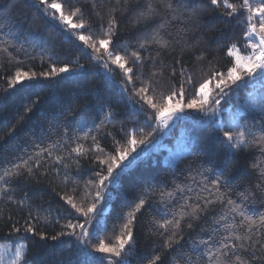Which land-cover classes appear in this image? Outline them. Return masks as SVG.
<instances>
[{
    "label": "trees",
    "instance_id": "trees-1",
    "mask_svg": "<svg viewBox=\"0 0 264 264\" xmlns=\"http://www.w3.org/2000/svg\"><path fill=\"white\" fill-rule=\"evenodd\" d=\"M58 2L62 5L65 14L79 8L83 12V19L98 32L96 27L100 21L97 15L99 12L104 15L105 26L107 10L113 7L123 9L125 6L121 0H48ZM169 0H153L159 9L160 15L171 17L172 12L164 5ZM229 3L240 6L242 0H228ZM147 3V0H128V12L123 16L120 11L116 12L120 21L117 29L118 45H127V51H135L138 48L139 38L145 36L143 25H134L133 17L137 9ZM174 13L177 16L171 24H166L167 32L175 35L182 28H187L184 39L192 46V52L183 49V63L177 66L173 63L179 59L182 53V46L176 45L175 50L164 51L160 54L155 65L149 59H145L142 66H134L136 76L142 67L143 77L148 80L152 77L156 92L168 95L170 90H178L180 81L184 80L186 100L192 98L193 92L199 87V83L206 79L211 72L226 73L231 66L232 58L227 54V46L236 42L243 52V45L247 43L243 37V30L246 28L245 16L236 15L235 18L227 17L226 9L211 6L209 0H171ZM255 7V3H253ZM43 5L39 0H0V164L13 160L16 157H23L25 153L31 154L38 147L47 146L51 139H56L58 130L63 129L65 122L76 127V121L81 119H95L100 123V106L111 101L115 111V119L106 124L101 130L102 133L112 135H98L99 143L105 152H111L114 148V140L124 144V137L120 129L125 131L134 128H143L144 132H137V138L141 135L152 133L153 139L157 132L152 127L144 124L145 115H150L145 107L143 113L132 107L133 101L129 100L133 89L131 86L127 93L121 89L120 82L123 80L122 72L111 65L112 75L104 71L102 67L94 66V62L85 55L77 43L70 39L65 31L52 22L43 11ZM201 12L199 17L193 15L192 10ZM79 19H73L78 23ZM159 23V20H157ZM83 34L88 35L86 29ZM181 35H184L181 32ZM223 37V38H221ZM82 43V42H81ZM200 49L205 59L196 60L200 55ZM89 51V50H88ZM117 52L125 54L121 47ZM246 53V52H243ZM143 57H156V49L149 52H141ZM83 65L82 68L77 67ZM161 62L170 67L162 68ZM65 64L74 71L67 74H60L56 77L44 78L40 74L50 71V66L57 68ZM186 67L188 74L192 77V87L189 88L187 77H182L180 67ZM176 68L175 77H171L172 68ZM17 71L26 72L29 75L36 74L34 80H21L17 85L10 87L11 80L15 79ZM163 72V75L160 73ZM153 73L156 75L153 76ZM135 78V77H134ZM140 82H136L139 88ZM213 86L210 84V87ZM245 93V90L241 93ZM148 95H153L150 91ZM138 101L139 98L137 97ZM142 103V101H140ZM225 103V102H224ZM83 109V110H82ZM192 110V109H189ZM193 112H197L193 110ZM245 116L250 125H259L260 116L258 112H246ZM155 126V120L151 121ZM190 125V124H189ZM178 131L174 127L171 136L164 138V143H170ZM193 140L192 153L181 157L175 166L163 164L161 161L162 151H151L144 157H140L136 163L121 176L119 184L112 191L110 200L101 202V209L108 203L109 210L105 214L103 228L96 227L91 231L90 247L99 243L100 239L106 243H113L114 237L120 232V226L125 222V214L137 203V197L146 185H160L167 182L171 187V181L183 180L188 174L189 168L195 172L196 169L213 170L212 176L223 173L221 179H227V188L222 191H230L234 199L241 192H252L253 199L249 201L252 208L257 211H264V195L258 190L264 177L260 175V168H253L257 161L264 162L258 150L239 151L235 154L225 152L220 148L216 140L213 127L206 123L191 125L188 131ZM9 133H12L9 135ZM95 134V133H94ZM90 142H86L89 144ZM144 145L140 146V149ZM140 149H137L139 152ZM99 153H90L87 157L80 159V174H73L72 179L79 185L76 195V202L80 203V193L83 192L85 182L92 179L99 170L98 162H94V156ZM106 171V169H105ZM63 172L59 176L52 174L45 177H37L34 180H21L19 184H13L16 200L24 198L27 193L26 203L31 204L32 223L37 233H44L46 238L41 239L39 235L28 234L30 237L25 242L29 246L32 264H107V261H91L85 256L80 248L76 236H62L52 240L60 232H67L65 225L72 223H83L79 220V214L74 210L69 212L70 206L62 197L71 195L73 185L69 183L67 188L62 183ZM94 191V190H93ZM88 202H94L89 199ZM99 207V205H98ZM101 209L99 216H101ZM29 209L21 210L20 206L13 201L0 200V237L8 235L13 223L18 221L17 227L23 228ZM160 208L153 203L151 207L146 206L137 214L134 222V239L131 248L126 246V251L131 252L129 264H148V261L155 255H165L163 239L158 236H150L152 228L150 221L153 217L160 219ZM210 223L208 221L202 224ZM80 230L77 228L76 230ZM187 232V230H186ZM200 236L199 228L190 235H185L181 241L182 247L172 253H184L185 257H191L194 264H203V248L197 247L193 241ZM207 239V236H203ZM96 256H102L96 253ZM106 255V254H103ZM171 259V257H170ZM178 264H184L183 259L178 258Z\"/></svg>",
    "mask_w": 264,
    "mask_h": 264
},
{
    "label": "snow or ice",
    "instance_id": "snow-or-ice-1",
    "mask_svg": "<svg viewBox=\"0 0 264 264\" xmlns=\"http://www.w3.org/2000/svg\"><path fill=\"white\" fill-rule=\"evenodd\" d=\"M125 5L123 9L113 7L107 10L105 26L104 15L97 12L100 21L96 27L97 32L88 20L83 19V12L76 8L65 14L61 11L60 3H48V0H39L43 5V11L49 19L65 31L70 39L80 50L94 62V66L102 67L106 73L112 75L111 65L121 70L123 80L120 82L124 93L129 87L133 89L129 100L133 101L132 107L143 113L145 107L150 115H145L144 124L157 132L161 128H168L170 122L188 118L186 110L192 109L201 113V123L213 127L216 140L225 154H235L239 151L250 149L258 150L264 157V0H242L239 7L229 3L228 0H209L211 6H224L227 17L235 18L236 15L245 16L246 28L243 30V37L247 43L243 45L242 54L236 42L227 46V54L232 58L231 66L226 73L211 72V74L199 83V87L193 92L192 98L186 100V89L184 80L180 81L178 90H170L168 95L156 92L152 77L148 80L141 79L144 73L142 67L139 75L136 76L134 68L128 66L131 61L134 66H142L145 59L156 64L160 54L164 51L175 50L176 45L182 46V53L179 59L173 63L177 66L183 63V49L192 52V46L187 43L184 36L187 28L173 35L165 29L166 24H171L177 19L174 14L171 0L164 7L173 13L169 17L161 16L159 9L153 0L137 9L133 17L134 25H143L145 36L139 38L138 48L128 52L127 45H118L117 29L120 21L116 12L119 10L123 16L128 12V0H122ZM121 0H117L119 5ZM255 3V7L253 6ZM194 16L199 17L201 12L193 9ZM58 14V15H57ZM78 18V23L73 19ZM159 20V23H157ZM88 30L89 34L83 32ZM181 32L184 35H181ZM223 38V37H221ZM82 42V43H81ZM121 47L125 54L117 52ZM156 49V57L149 55L143 57L141 52H149ZM91 51H88V50ZM200 51V49H195ZM192 54H195L192 52ZM205 56L202 51L196 56L197 61H203ZM77 67L82 68L83 65ZM162 68L170 67L161 62ZM74 71L67 64L63 67L50 66V71L40 75L44 78L56 77L60 74H67ZM182 77H187L189 88L192 87V77L188 74L186 67H180ZM156 74L153 73V76ZM163 75V72L160 73ZM176 68L173 67L170 73L175 77ZM135 77V78H134ZM36 74L29 75L26 72L17 71L15 79L11 80L10 87L17 85L19 81L36 79ZM140 87H136V82ZM210 84L213 85L210 87ZM252 89L246 92L245 102L240 104V92L245 89ZM153 95H148L149 92ZM139 98L137 101L136 98ZM233 98L237 103L233 105ZM142 101V103H140ZM224 101L227 107L221 103ZM235 108V111H233ZM83 110V109H82ZM256 111L261 118L259 125H250L245 116L246 112ZM100 123L95 119H81L76 121V127L65 122L62 131L58 130L56 139H51L47 146L38 147L31 154L25 153L23 157H16L0 164V200L16 202L21 210L29 209L23 228L17 227L19 223H13L8 235L0 237V264H32L29 246L25 242L30 237L28 234L39 235L41 239L46 238L44 233H37L35 225L31 222V204L26 203L27 193L24 198L16 200L13 184L21 183V180H34L37 177H45L55 174L59 176L63 172L62 183L67 186L73 185L71 195H64L62 199L70 206L69 212L74 210L79 214L77 219L83 218V223H72L69 221L65 227L67 232H60L52 236L57 240L62 236H76L81 250L91 261H107V264H129L128 256L131 252L126 251V246L131 248L134 239V222L137 214L146 206L156 204L160 208V219L155 217L150 221L152 228L150 236H158L163 239L165 255H155L148 261V264H178V258L184 260V264H194L191 257H185L184 253H172L181 248V241L185 235H190L197 228L200 236L193 241L197 247L203 248V264H264V211H257L252 208L249 201L253 199L252 192H241L237 195L230 191H222L227 188V179H221L223 173L212 176L213 170L198 168L193 172L189 168L188 174L183 180L177 177L171 181V187L167 182L160 185L149 184L137 197V203L125 214V222L120 226L119 234L114 237L113 243H106L100 239L99 243L90 247L89 226L93 225L94 217L98 214V205L102 201L112 198V191L118 186L121 176L131 168L140 158L141 145L153 144L152 133L141 135L137 138V132L143 133V128L120 129L121 134L126 137L121 145L120 141L114 140V148L111 152H105L101 148L98 135H109L102 133L106 124L115 119V111L111 101L100 106ZM227 113V118L224 114ZM155 120V126L151 121ZM95 133V134H94ZM12 133H9L11 135ZM86 142H90L86 144ZM137 149H140L138 152ZM99 153L94 156V162H98L99 170L95 172L92 179L85 182L84 190L80 193V203L76 202V195L79 185L72 179L73 174H80V159L87 157L90 153ZM192 153L189 152V155ZM253 168H260V175L264 177V162L257 161ZM106 169V171H105ZM258 190L264 195V180L257 185ZM94 190V191H93ZM89 199L94 202H88ZM208 221L210 223L202 224ZM98 228L102 225L97 224ZM77 228L80 230L77 232ZM187 230V232H186ZM206 235L207 239L203 236ZM96 253L106 254L96 256ZM171 257V259H170Z\"/></svg>",
    "mask_w": 264,
    "mask_h": 264
},
{
    "label": "rangeland",
    "instance_id": "rangeland-1",
    "mask_svg": "<svg viewBox=\"0 0 264 264\" xmlns=\"http://www.w3.org/2000/svg\"><path fill=\"white\" fill-rule=\"evenodd\" d=\"M48 3L50 4L52 2H48ZM61 11H63L62 8ZM89 51L91 50L89 49ZM242 54H247V53L242 52ZM118 71L121 72V70L119 69ZM248 91H252V89L250 88L245 89L244 94L243 92L242 93L240 92V99L238 101L240 104H243L245 102L246 92ZM221 103L225 105V107H227L224 101H221ZM236 103H237L236 99L233 98V105H235ZM233 111H235V108H233ZM186 112L189 114L188 118L175 120L174 122H170V126L168 128L166 129L161 128L160 130H158L153 138V144L144 145L142 148L144 149V151L141 152L140 157L146 156L151 151L156 150L158 152L164 149L165 152H163L162 154L161 161L163 162V164L173 167L176 165V163L181 157L189 153L191 150L193 140L190 138V133L188 131L191 128V125L193 124L196 125L201 123L200 121L202 114L199 112H193V110H186ZM250 112H256V111H250ZM224 118L225 119L227 118V113L224 114ZM174 127L178 128L175 138L170 143H164L163 142L164 138H168L171 136L170 130H172ZM101 205L102 204H100L98 207V214L94 217L93 225L89 226V233H91L92 230L93 231L95 230L97 224L102 225L104 227L105 224L104 218H105V214L109 210V204L107 203L102 209L100 208ZM100 209H101V216H99Z\"/></svg>",
    "mask_w": 264,
    "mask_h": 264
}]
</instances>
